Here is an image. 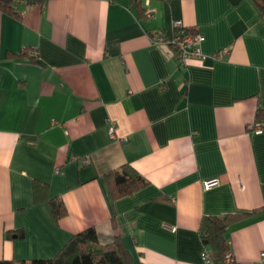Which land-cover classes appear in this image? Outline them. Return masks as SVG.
I'll return each instance as SVG.
<instances>
[{"label":"crops","instance_id":"obj_1","mask_svg":"<svg viewBox=\"0 0 264 264\" xmlns=\"http://www.w3.org/2000/svg\"><path fill=\"white\" fill-rule=\"evenodd\" d=\"M27 1L0 8V260L54 258L94 227L132 264H209L203 217L245 213L227 229L234 262L264 264L253 0ZM177 20L203 36L201 56L154 43ZM125 166L147 184L112 200L107 174Z\"/></svg>","mask_w":264,"mask_h":264},{"label":"trees","instance_id":"obj_2","mask_svg":"<svg viewBox=\"0 0 264 264\" xmlns=\"http://www.w3.org/2000/svg\"><path fill=\"white\" fill-rule=\"evenodd\" d=\"M17 0H0V8L13 12ZM19 1V0H18ZM47 0H28L31 3H45ZM264 15V0H253ZM146 13V12H145ZM184 34H193L185 30ZM256 124L264 127V105L256 112ZM107 188L112 200L127 196L147 184V180L135 169L125 166L119 171L107 174ZM49 204L56 219L66 214V207L60 199L51 198ZM245 213H229L222 216L206 215L200 224V235L213 264H226L230 251L227 236L228 226ZM0 264H25L24 261L0 260ZM30 264H132L131 255L121 237L115 236L110 242L102 243L94 227H88L74 234L51 259L36 258ZM235 264V262H234Z\"/></svg>","mask_w":264,"mask_h":264},{"label":"built area","instance_id":"obj_3","mask_svg":"<svg viewBox=\"0 0 264 264\" xmlns=\"http://www.w3.org/2000/svg\"><path fill=\"white\" fill-rule=\"evenodd\" d=\"M174 29L178 30L179 32L175 34L172 38H167L164 34H158L157 38L154 40V43L156 44H163V45H169L178 54L179 59L181 62H185V60L189 57H196L201 56L202 52L200 50V45L203 42V36L198 33L193 34H184L181 29L183 27V24L181 21H174L173 22ZM228 49H224L222 53H227ZM261 128L258 127V130ZM110 132L113 135L114 134V126L110 128ZM87 160V158H84ZM217 183L216 179L210 180L205 183L206 187L212 186ZM204 257L206 261L209 264H213L212 261L209 258L207 250L204 253ZM226 264H234L233 255L231 252H229L226 255ZM252 264V263H247Z\"/></svg>","mask_w":264,"mask_h":264}]
</instances>
